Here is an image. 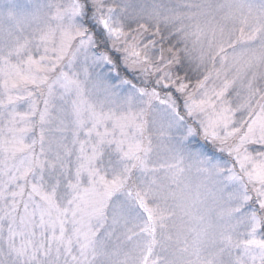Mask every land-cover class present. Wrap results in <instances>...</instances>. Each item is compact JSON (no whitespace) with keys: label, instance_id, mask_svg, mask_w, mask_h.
<instances>
[{"label":"snow or ice","instance_id":"snow-or-ice-1","mask_svg":"<svg viewBox=\"0 0 264 264\" xmlns=\"http://www.w3.org/2000/svg\"><path fill=\"white\" fill-rule=\"evenodd\" d=\"M0 264H264V0H0Z\"/></svg>","mask_w":264,"mask_h":264}]
</instances>
